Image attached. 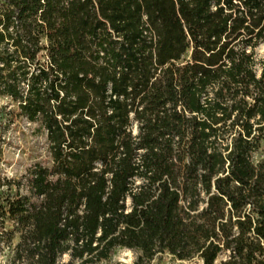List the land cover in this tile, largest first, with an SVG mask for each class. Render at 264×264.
I'll use <instances>...</instances> for the list:
<instances>
[{"label": "trees", "instance_id": "trees-1", "mask_svg": "<svg viewBox=\"0 0 264 264\" xmlns=\"http://www.w3.org/2000/svg\"><path fill=\"white\" fill-rule=\"evenodd\" d=\"M261 43L264 0H0L47 151L0 175L4 264H264Z\"/></svg>", "mask_w": 264, "mask_h": 264}, {"label": "rangeland", "instance_id": "rangeland-1", "mask_svg": "<svg viewBox=\"0 0 264 264\" xmlns=\"http://www.w3.org/2000/svg\"><path fill=\"white\" fill-rule=\"evenodd\" d=\"M256 52L258 56L264 55V43L256 48ZM0 158V175L7 179L19 178L29 165L44 163L47 159L44 134L37 130L36 124L17 114L15 103L7 97H0ZM2 189L5 190L6 187ZM17 241L18 236H15L12 243ZM7 257L8 250L4 246L0 251V264H4ZM135 258L133 251L116 248L108 260L98 264H134ZM66 259L64 257V261ZM188 264L201 262L194 260Z\"/></svg>", "mask_w": 264, "mask_h": 264}]
</instances>
